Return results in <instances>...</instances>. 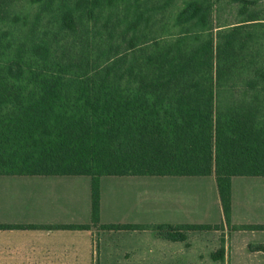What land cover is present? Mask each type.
<instances>
[{
	"label": "trees",
	"instance_id": "1",
	"mask_svg": "<svg viewBox=\"0 0 264 264\" xmlns=\"http://www.w3.org/2000/svg\"><path fill=\"white\" fill-rule=\"evenodd\" d=\"M148 1L0 0V174L90 176L94 223L102 176L215 175L231 226L232 178L264 175V16Z\"/></svg>",
	"mask_w": 264,
	"mask_h": 264
},
{
	"label": "crops",
	"instance_id": "2",
	"mask_svg": "<svg viewBox=\"0 0 264 264\" xmlns=\"http://www.w3.org/2000/svg\"><path fill=\"white\" fill-rule=\"evenodd\" d=\"M231 226L215 175L102 176L94 223L90 176L0 174V264H264V175L232 178Z\"/></svg>",
	"mask_w": 264,
	"mask_h": 264
},
{
	"label": "rangeland",
	"instance_id": "3",
	"mask_svg": "<svg viewBox=\"0 0 264 264\" xmlns=\"http://www.w3.org/2000/svg\"><path fill=\"white\" fill-rule=\"evenodd\" d=\"M49 0H20L21 7L23 11L28 13V9L33 5H42L47 4ZM87 1L90 8L93 7V4H100V14L99 16L103 21H106L107 17L114 13V11L122 12L123 7L127 6L129 3L135 5L136 0H128L126 1V5H124V0H84ZM162 1V0H149V6L153 5L154 2ZM193 0H173V5L171 4V11L176 12L178 8L186 5V3ZM204 3H209L214 5L215 18L220 17L221 22H234L240 19L244 13L247 14H259L260 16H264V0H241L240 2L234 3L233 0H196ZM114 5V6H113ZM177 5V6H176ZM111 11V12H109Z\"/></svg>",
	"mask_w": 264,
	"mask_h": 264
}]
</instances>
